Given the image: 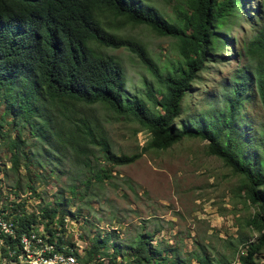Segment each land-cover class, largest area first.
<instances>
[{
    "label": "trees",
    "instance_id": "obj_1",
    "mask_svg": "<svg viewBox=\"0 0 264 264\" xmlns=\"http://www.w3.org/2000/svg\"><path fill=\"white\" fill-rule=\"evenodd\" d=\"M172 14H166L153 0H0V102L5 112L0 119V145L11 153L14 171L25 157L22 130L51 152L73 157L94 176L88 187L111 177L110 170L94 171L93 159L102 153L112 166L136 163L141 154L125 156L111 153L101 120L90 109L100 107L118 118L132 119L150 134L146 147L168 150L184 139L208 141L209 153L243 178L246 198L258 209L250 223L261 234L258 244H250L237 263L215 262L198 255V264H256L264 249V170L257 161L233 147V118L251 80L244 73L241 86L234 91L230 113L218 120L183 123L187 95L209 62L225 49L226 33L241 17L242 0H174ZM264 9V0L261 3ZM119 25L145 26L160 37L175 41L178 60L161 70L140 41L120 34ZM249 58L257 59V87L264 107V25L245 46ZM125 50L136 56L155 79L146 98L127 92L126 72L109 51ZM242 75V74H241ZM11 117L12 132H4ZM226 131L228 133H226ZM3 140V141H2ZM47 150V151H50ZM72 190H74L72 188ZM61 204L46 207L43 217L50 222L62 213ZM36 221L34 214L19 219V233ZM153 236H142L132 248L135 264H155L159 252L153 249ZM84 263L108 258V264H123L118 247L109 253L106 240L90 242ZM167 257L158 264H166ZM100 264H104L100 261Z\"/></svg>",
    "mask_w": 264,
    "mask_h": 264
},
{
    "label": "rangeland",
    "instance_id": "obj_2",
    "mask_svg": "<svg viewBox=\"0 0 264 264\" xmlns=\"http://www.w3.org/2000/svg\"><path fill=\"white\" fill-rule=\"evenodd\" d=\"M153 1L169 15L176 4L174 0ZM262 1L242 0V15L227 31L225 49L194 83L177 122L178 127L207 120L224 122L235 99L234 91L248 73V90L233 118L236 140L232 146H239L244 156L256 160L260 170H264V107L257 87L259 65L257 59L248 57L245 46L263 28ZM117 27L121 35L143 43L162 72L178 60L174 40L160 37L145 26L118 23ZM108 53L125 68L127 92L145 99L147 88L156 85L152 75L128 51ZM5 105L0 102V119ZM90 110L100 118L112 154L142 157L131 165L112 166L98 153L93 159L94 171L110 170L111 177L103 183L92 181L88 187L85 183L94 176L92 173L73 157L51 152L26 127L22 130L25 157L20 156L18 171L12 169L6 141L0 145V171L5 186L11 189L3 188V194L6 204L12 205V221L16 208L37 212L61 204L66 216L56 214L59 222L53 226L61 228L69 245L78 241V245L89 248L93 239L106 240L110 254L118 247L125 255L118 257L123 264H135L132 248L142 236H153V249L159 252L155 264L164 257L168 258L166 264H198V255L211 257L216 263H237L248 245L259 243L261 234L250 223L258 209L245 196L243 178L210 155L208 141L184 139L168 150L146 151L151 137L137 122L118 118L100 107ZM6 119L4 132H12L14 139L19 128L12 130L8 125L12 118ZM101 259L109 263L108 258ZM256 264H264V249L257 255Z\"/></svg>",
    "mask_w": 264,
    "mask_h": 264
},
{
    "label": "built area",
    "instance_id": "obj_3",
    "mask_svg": "<svg viewBox=\"0 0 264 264\" xmlns=\"http://www.w3.org/2000/svg\"><path fill=\"white\" fill-rule=\"evenodd\" d=\"M0 173V206L7 207V210L0 208V264H100V261H104L100 259L84 263L90 247L78 245V241L69 245L61 234V228L53 226L59 222L58 217L50 222L49 218L43 217V211L27 212L16 208L15 220L12 221L9 214L13 212L12 205L6 204L8 200L3 194V188H7L2 178L3 170ZM32 214L36 216V221L27 231L19 233V219Z\"/></svg>",
    "mask_w": 264,
    "mask_h": 264
}]
</instances>
